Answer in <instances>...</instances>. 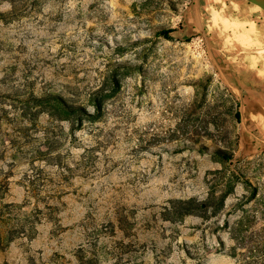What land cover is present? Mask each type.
<instances>
[{"label":"rangeland","instance_id":"1","mask_svg":"<svg viewBox=\"0 0 264 264\" xmlns=\"http://www.w3.org/2000/svg\"><path fill=\"white\" fill-rule=\"evenodd\" d=\"M230 1L0 0V264H264Z\"/></svg>","mask_w":264,"mask_h":264},{"label":"crops","instance_id":"2","mask_svg":"<svg viewBox=\"0 0 264 264\" xmlns=\"http://www.w3.org/2000/svg\"><path fill=\"white\" fill-rule=\"evenodd\" d=\"M228 4L229 6L227 9L233 12L231 17L233 20L237 19L236 22H242V19H238L242 10L245 11L249 9L252 11L249 7L250 4L243 1L238 0L233 2V0H231ZM226 6L227 3H224V7L218 11L219 13L216 12L218 13L217 15H225L224 8H226ZM253 11L261 13L256 10ZM212 14L214 15L215 12H212ZM262 21L263 19L258 17L250 21L246 20L244 23L253 24V31L256 32L260 28L264 29ZM236 81L248 87L244 101V111L248 128L247 137L250 139L252 146L264 148V68L260 67L257 62L250 61V64L244 66V72L236 74Z\"/></svg>","mask_w":264,"mask_h":264},{"label":"trees","instance_id":"3","mask_svg":"<svg viewBox=\"0 0 264 264\" xmlns=\"http://www.w3.org/2000/svg\"><path fill=\"white\" fill-rule=\"evenodd\" d=\"M174 30H158V32L156 33L158 36H161L165 39H169V34L173 33ZM238 117V115H236ZM227 160H229V158H227ZM80 264H92L91 260H86L82 257L79 258Z\"/></svg>","mask_w":264,"mask_h":264},{"label":"water","instance_id":"4","mask_svg":"<svg viewBox=\"0 0 264 264\" xmlns=\"http://www.w3.org/2000/svg\"><path fill=\"white\" fill-rule=\"evenodd\" d=\"M249 4H253L261 9L264 13V0H246Z\"/></svg>","mask_w":264,"mask_h":264},{"label":"bare ground","instance_id":"5","mask_svg":"<svg viewBox=\"0 0 264 264\" xmlns=\"http://www.w3.org/2000/svg\"><path fill=\"white\" fill-rule=\"evenodd\" d=\"M252 5H253V4H252ZM255 10H256L257 12H261V9L258 8L257 6H255Z\"/></svg>","mask_w":264,"mask_h":264}]
</instances>
